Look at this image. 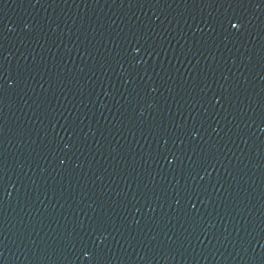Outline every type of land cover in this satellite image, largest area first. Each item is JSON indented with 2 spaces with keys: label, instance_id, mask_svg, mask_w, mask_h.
Here are the masks:
<instances>
[{
  "label": "water",
  "instance_id": "water-1",
  "mask_svg": "<svg viewBox=\"0 0 264 264\" xmlns=\"http://www.w3.org/2000/svg\"><path fill=\"white\" fill-rule=\"evenodd\" d=\"M0 264H264V0H0Z\"/></svg>",
  "mask_w": 264,
  "mask_h": 264
}]
</instances>
